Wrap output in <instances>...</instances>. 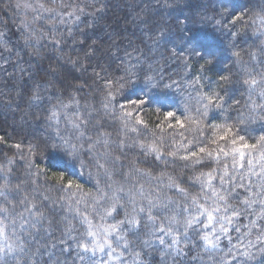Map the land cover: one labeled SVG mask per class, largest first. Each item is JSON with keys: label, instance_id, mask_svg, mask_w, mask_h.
I'll return each instance as SVG.
<instances>
[{"label": "snow or ice", "instance_id": "1", "mask_svg": "<svg viewBox=\"0 0 264 264\" xmlns=\"http://www.w3.org/2000/svg\"><path fill=\"white\" fill-rule=\"evenodd\" d=\"M141 2L103 40L104 0H0V264H264V0Z\"/></svg>", "mask_w": 264, "mask_h": 264}, {"label": "trees", "instance_id": "2", "mask_svg": "<svg viewBox=\"0 0 264 264\" xmlns=\"http://www.w3.org/2000/svg\"><path fill=\"white\" fill-rule=\"evenodd\" d=\"M11 2L14 3L15 0H11ZM236 2L238 4H245L249 2H255V0H236ZM104 3L107 5V7L103 13L99 14V16L102 18H97L96 27L94 31L89 32V35L93 39L98 37L100 39L107 40V34L111 33L113 29H115L116 31L121 32V34L126 35L132 39H135V37L132 36V33L133 32L139 33V29H137L134 25L130 23V19L133 9H135L137 5L143 6L141 0H104ZM152 3L155 7H158V5H156V0H152ZM197 4H205L209 8H211L212 0H192L193 8L191 10L186 9L184 14H194L195 11L197 10L196 9ZM2 8H3V4H0V9ZM0 19L9 21L10 31L9 29H4V31L8 32L9 35H11V33L13 32H17V24L11 23L13 19H15L17 23L19 20V15L14 16V10H8V11L0 10ZM88 19L91 21L93 18L89 17ZM81 27H83V25H81ZM125 29H127V31H125ZM253 40L254 38L248 39L243 46L244 47L250 46L253 43ZM125 43H127L126 40ZM5 67L8 68L9 72L13 71V69L10 66L6 65ZM169 71H171V69H169ZM174 78L179 79V76L174 75ZM7 79L8 76L6 73H0V87L3 86V82ZM140 87H143V85L142 84L138 85L136 89H132L131 91L126 93L128 98L136 99L137 96L142 97L143 93L139 91ZM5 91H7V89H5ZM186 95H187L186 92L182 93L177 91L175 95L168 96L167 99L164 101V107L160 111L157 110L160 107L158 103H151L145 105L143 108L144 119L149 122V126L151 127L163 119V112L165 110L176 111L177 114L179 115L183 109V102ZM120 102L126 103L125 98L121 97ZM233 115L235 114L233 113ZM4 122H7L10 125H12L14 129L13 130L8 129V127L5 126ZM18 125H19V114L13 112L11 109H6L0 106V135L5 136L9 140L19 139L21 131L19 130L20 127H18ZM256 127H257V131H254L252 133L253 135L260 134L259 126ZM2 147L3 146H0V148ZM72 178L82 179V181L86 183V187H92L91 182H88L87 173H85V176L83 178L77 176H74Z\"/></svg>", "mask_w": 264, "mask_h": 264}, {"label": "rangeland", "instance_id": "3", "mask_svg": "<svg viewBox=\"0 0 264 264\" xmlns=\"http://www.w3.org/2000/svg\"><path fill=\"white\" fill-rule=\"evenodd\" d=\"M176 92H177V91L174 90V91L170 92L168 96L175 95ZM4 123H5V126L8 127V129H11V130L14 129V128L12 127V125H10L9 123H7V122H4ZM18 127H19V125H18ZM18 127H17V128H18ZM19 130H20V128H19Z\"/></svg>", "mask_w": 264, "mask_h": 264}]
</instances>
